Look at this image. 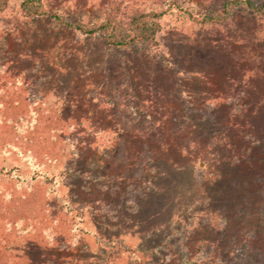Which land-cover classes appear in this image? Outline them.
Masks as SVG:
<instances>
[{"label": "rangeland", "instance_id": "rangeland-1", "mask_svg": "<svg viewBox=\"0 0 264 264\" xmlns=\"http://www.w3.org/2000/svg\"><path fill=\"white\" fill-rule=\"evenodd\" d=\"M223 1L136 0L166 14L129 47L0 7V264H264V18L198 21Z\"/></svg>", "mask_w": 264, "mask_h": 264}, {"label": "trees", "instance_id": "trees-1", "mask_svg": "<svg viewBox=\"0 0 264 264\" xmlns=\"http://www.w3.org/2000/svg\"><path fill=\"white\" fill-rule=\"evenodd\" d=\"M8 1L9 0H0V7L6 6ZM135 2L136 0H130V3L124 4L125 2L123 1L114 0L109 5L104 17H98L89 23H85L80 21H67L58 11L50 10L44 3V0H20L21 9L29 18L47 16L78 33L89 36L100 35L110 47H129L134 44L153 45L156 43L157 34L161 30V20L165 16L166 11L158 9L144 10ZM234 2L242 4L246 9L251 10L253 13L264 18V1L224 0L221 6L222 8L219 11L215 13L199 14L197 19L200 23L207 24L229 17L232 13V7L235 5ZM20 56H23V53L18 54V57H16L17 61L20 60ZM24 56H30V54ZM11 60L14 62V59H9L6 60V64ZM240 154L242 155L238 156V159H234L235 162L233 160L232 162L235 166H238L236 170L243 176L242 172L246 169L243 162L249 154V151H246L245 154ZM251 166L252 165H248L249 168ZM247 174L248 173H245V176ZM229 202L232 201L230 200ZM244 211L251 217L255 216L254 219L256 223L253 221L250 222V224L254 227V230H256L257 233L262 234V231H260L263 230L261 227V221L256 219V217L260 218V215H252L248 209H244ZM242 214L243 213H240L241 216H243ZM235 219L240 220L241 224L244 223V221L237 216H235ZM245 223H247V221H245ZM225 224H227V222ZM228 224L231 226V219ZM240 230L243 231L244 229ZM262 235V237H264V233ZM198 242L201 243V241Z\"/></svg>", "mask_w": 264, "mask_h": 264}]
</instances>
